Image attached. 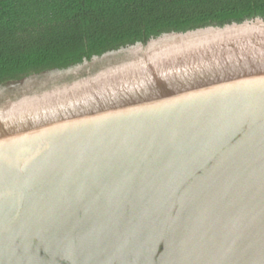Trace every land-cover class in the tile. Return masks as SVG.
<instances>
[{"label": "water", "instance_id": "95a60500", "mask_svg": "<svg viewBox=\"0 0 264 264\" xmlns=\"http://www.w3.org/2000/svg\"><path fill=\"white\" fill-rule=\"evenodd\" d=\"M0 264H264V18L0 85Z\"/></svg>", "mask_w": 264, "mask_h": 264}, {"label": "trees", "instance_id": "16d2710c", "mask_svg": "<svg viewBox=\"0 0 264 264\" xmlns=\"http://www.w3.org/2000/svg\"><path fill=\"white\" fill-rule=\"evenodd\" d=\"M264 18V0H0V85L170 31Z\"/></svg>", "mask_w": 264, "mask_h": 264}]
</instances>
